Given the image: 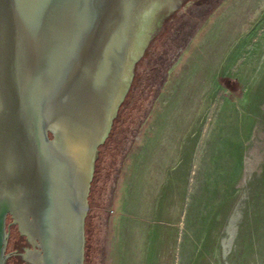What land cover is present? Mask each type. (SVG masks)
<instances>
[{"label": "water", "instance_id": "1", "mask_svg": "<svg viewBox=\"0 0 264 264\" xmlns=\"http://www.w3.org/2000/svg\"><path fill=\"white\" fill-rule=\"evenodd\" d=\"M258 1L0 0V264L139 263L171 122Z\"/></svg>", "mask_w": 264, "mask_h": 264}, {"label": "rangeland", "instance_id": "2", "mask_svg": "<svg viewBox=\"0 0 264 264\" xmlns=\"http://www.w3.org/2000/svg\"><path fill=\"white\" fill-rule=\"evenodd\" d=\"M138 264H264V0L211 50L171 122Z\"/></svg>", "mask_w": 264, "mask_h": 264}, {"label": "bare ground", "instance_id": "3", "mask_svg": "<svg viewBox=\"0 0 264 264\" xmlns=\"http://www.w3.org/2000/svg\"><path fill=\"white\" fill-rule=\"evenodd\" d=\"M235 220H236L235 217H232L230 219V222L228 221L229 222V225H228V228H227V233L229 235H228V238L225 241H223V248L224 249L226 248V243L229 245L230 242H231V240H232L233 228L235 227L234 226Z\"/></svg>", "mask_w": 264, "mask_h": 264}, {"label": "flooded vegetation", "instance_id": "4", "mask_svg": "<svg viewBox=\"0 0 264 264\" xmlns=\"http://www.w3.org/2000/svg\"><path fill=\"white\" fill-rule=\"evenodd\" d=\"M125 101V100H124ZM7 219H9V222L11 221V219H10V217H7ZM21 241L23 242V243H19V245H18V247H17V249H16V253L14 254V256L16 257V259H18L17 258V256L19 255V254H21L22 252H24V250L25 249H33V247L31 246V245H28V244H26V241H25V238H21ZM21 262V261H20ZM22 263V262H21Z\"/></svg>", "mask_w": 264, "mask_h": 264}, {"label": "trees", "instance_id": "5", "mask_svg": "<svg viewBox=\"0 0 264 264\" xmlns=\"http://www.w3.org/2000/svg\"><path fill=\"white\" fill-rule=\"evenodd\" d=\"M87 229H86V226H85V233H86ZM87 245L85 246V260H87V256H88V253H87ZM16 264H21V262L17 259V262Z\"/></svg>", "mask_w": 264, "mask_h": 264}]
</instances>
